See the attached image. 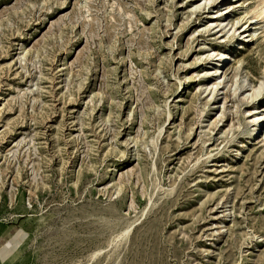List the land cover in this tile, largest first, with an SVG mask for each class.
I'll list each match as a JSON object with an SVG mask.
<instances>
[{
  "label": "rangeland",
  "instance_id": "374dc122",
  "mask_svg": "<svg viewBox=\"0 0 264 264\" xmlns=\"http://www.w3.org/2000/svg\"><path fill=\"white\" fill-rule=\"evenodd\" d=\"M202 1L0 0V264H264V22L211 74Z\"/></svg>",
  "mask_w": 264,
  "mask_h": 264
},
{
  "label": "bare ground",
  "instance_id": "6f19581e",
  "mask_svg": "<svg viewBox=\"0 0 264 264\" xmlns=\"http://www.w3.org/2000/svg\"><path fill=\"white\" fill-rule=\"evenodd\" d=\"M210 1L211 0H203L200 4L194 5V9L209 4ZM245 1H247V4L245 5L242 11V15L233 22H231L228 28V34H229L228 37H231L233 39L231 44L233 43L234 44L233 45L230 44L225 53L213 51L208 54V56L216 57V61H217L216 67L212 70L213 72L211 74H217L219 71H221V69L226 65L227 62L234 61L236 59V50L239 47L241 41L247 42V41L255 40L256 29H254V27L252 26L254 22H257L258 20H262L264 22V0H243V1L234 0L235 3L236 2L238 3L234 5L242 7ZM225 2H222L221 5L224 4ZM229 7L230 5L227 7H221L219 11L222 14L223 11ZM210 17L212 18L213 15H211ZM243 19H245V22L240 23L241 20ZM223 20H226V18H223ZM220 24H222V21L218 22L216 26ZM235 77L236 76H234L233 78ZM234 81L237 84V87L239 88L245 87L246 85L250 86L251 88V93L249 96L250 100L253 101L254 103L260 101L255 105L253 104L254 107L252 109H248L245 111L246 122L243 131L244 134L246 135V141L242 145L245 148L248 145L250 146V144H252L253 142H255V140L259 138L261 134V128L264 124V111L257 109L258 107L264 104V95H262L264 88V79H260L258 83L251 85L247 79V76L243 75L240 76L239 79L235 78ZM219 83L220 81L217 80L214 81V83L212 84L214 90L217 89Z\"/></svg>",
  "mask_w": 264,
  "mask_h": 264
}]
</instances>
